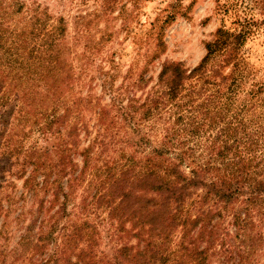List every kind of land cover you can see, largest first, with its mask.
I'll return each mask as SVG.
<instances>
[{
	"label": "trees",
	"instance_id": "obj_1",
	"mask_svg": "<svg viewBox=\"0 0 264 264\" xmlns=\"http://www.w3.org/2000/svg\"><path fill=\"white\" fill-rule=\"evenodd\" d=\"M38 8L35 2L30 7L24 0H0V124L12 127L9 133L0 132V218L12 212L10 192L4 193L11 183L4 179V171L22 179L25 195H44L48 204L39 201L35 232L28 236L31 241L22 240L28 251L16 261L264 264L260 261L264 256V75L260 76L259 67L251 72L244 61L241 49L248 31L217 29L204 46V56L189 71L179 63L163 64L156 89L142 103L130 98L123 106L120 93L111 95V104L99 107L98 123L111 110L137 141L124 142L118 158L97 163L98 149L106 153V144L94 139L91 146L77 149L78 131H85V125L76 127L71 114L86 98L79 93L84 85L81 76L71 87L60 65L56 43L62 39L64 21L58 18V26H47ZM40 61L45 65L35 81L31 68ZM248 77L251 83L244 87ZM12 79L17 85L36 83L33 87L40 89L32 121L26 111L33 106L27 88L15 86L8 94ZM73 89L79 102L78 95L68 96ZM136 114L141 122L163 115L171 119L156 145L136 126L141 124H136ZM123 135L125 141L134 140L124 131ZM26 140H30L27 145ZM202 141L210 144L201 145ZM76 157L81 158V173L91 172L92 195L87 204L82 199L80 210L93 207V220L78 214L72 204L78 182L73 176ZM53 206L56 210L50 214ZM101 208L109 237L123 233L137 238L136 246L113 247L109 258L100 256L103 222L96 211ZM223 222L225 227L218 233ZM5 227L4 221L0 239ZM3 251L0 243V264L5 263ZM34 256L37 259L31 260Z\"/></svg>",
	"mask_w": 264,
	"mask_h": 264
},
{
	"label": "rangeland",
	"instance_id": "obj_2",
	"mask_svg": "<svg viewBox=\"0 0 264 264\" xmlns=\"http://www.w3.org/2000/svg\"><path fill=\"white\" fill-rule=\"evenodd\" d=\"M24 1L30 7L32 2L39 5L37 12L42 15L38 16L46 18L47 26H58L56 22L58 18H62L64 21L61 24L64 29L62 39L56 43L60 50V65L68 75L71 87L81 76L80 83L84 85L80 88L79 93L82 98H86L80 105L72 109L71 114L74 118L71 120L75 121L76 127H81V124L85 125V131L79 128L77 149L91 146L94 139L106 144V153L100 154V148L98 149L97 163L106 159L118 158V149L124 145V142L131 145L135 140L137 141L130 135L127 126L126 128L122 125V129L118 114L111 110H107L106 115L102 117L101 124L98 123L96 114L99 107H107L111 104L110 96L119 93L121 95L120 104L123 106L128 104L130 98L137 99V103H142L156 89L157 75L163 64L179 63L183 69L191 70L204 56V46L214 39L217 29L222 28L230 32L241 28L247 30L249 35L245 37L241 49L245 56L244 61L249 65L248 68L251 72L254 71L253 68L259 67L260 76L264 75V0ZM19 16L16 15V17ZM44 62H33L31 74L35 81L39 79L38 75L45 65ZM95 70L97 72H94ZM82 71H84L83 74ZM22 80L21 82L26 81L25 78ZM46 81L48 84H52L51 80ZM102 81H105L103 86ZM65 83L67 85V82ZM243 83L244 87H247L251 83V78L248 77ZM35 84L29 82L17 85V81L12 79L6 87L9 95L13 94L15 86H19V89L20 87L27 88V95L30 94V100L33 103V106L26 110L30 112L29 121L34 119L36 114L33 113L37 111L35 107L41 98L40 89L33 87ZM64 89L66 88L64 87ZM33 91L35 93H32ZM74 94L78 95L73 89L68 96L72 95L73 97ZM65 96L67 95L64 94ZM80 96L78 95V102ZM163 116L160 117L161 119L158 118L159 120L141 122V115H135L136 124L141 122L136 126L152 144L160 141L163 134L161 129L171 122L170 118L168 120L165 115ZM207 123L205 121V124ZM3 127L0 124V132L5 129L6 132H11L12 127ZM123 131L134 140L126 139L125 141L126 136H122ZM29 141H24L25 145ZM97 143H95L96 147ZM200 144L209 145L210 143L202 141ZM96 147L93 146L92 151ZM74 162L73 176H78V182L73 187L72 204L77 205L75 210L79 214L82 212L80 210L82 199L87 204L92 195V185H89L91 176L88 175L91 172L86 169L81 173L80 157H76ZM2 165L0 163V166ZM5 165L7 164L5 163ZM3 177L11 183L10 188L4 193L10 192L12 212L6 218H0V227L4 221L6 224L5 235L0 239V243L4 247L3 253L6 254L4 264H19L16 259L25 257L29 248V245L22 240L25 238L31 241L28 236L35 232L34 227L39 222L40 211L37 213V217L35 211L39 201L43 202L45 207L48 206L45 203L47 197L41 194L34 198L25 195L21 189L22 179H13V175L9 176L6 171H4ZM39 179L37 177L36 180ZM84 209L85 211L82 213L88 215V219L93 220V207L87 205ZM54 210H56V206H53L49 213L51 214ZM96 213L103 222L102 227H99L100 240L97 248L98 252H101L100 256L109 258L113 247L118 248L122 245L134 247L137 245V238L124 237L123 233H115L123 239L116 235L109 237L106 231L109 223L105 221V211L101 208ZM252 217L256 222L258 218L255 211L252 213ZM70 218H72V214ZM225 223H222L218 233H221V228L225 227ZM124 227L125 229L129 228L128 224H124ZM34 259H37L36 256L31 258V260ZM260 261H264V256L260 258ZM22 264H28V262L24 261Z\"/></svg>",
	"mask_w": 264,
	"mask_h": 264
}]
</instances>
